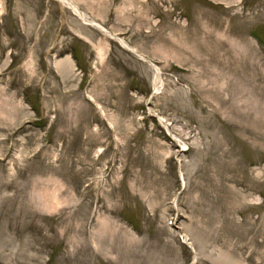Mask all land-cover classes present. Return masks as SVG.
I'll list each match as a JSON object with an SVG mask.
<instances>
[{
	"label": "rangeland",
	"instance_id": "obj_1",
	"mask_svg": "<svg viewBox=\"0 0 264 264\" xmlns=\"http://www.w3.org/2000/svg\"><path fill=\"white\" fill-rule=\"evenodd\" d=\"M74 1L159 73L0 0V264H264V0Z\"/></svg>",
	"mask_w": 264,
	"mask_h": 264
},
{
	"label": "bare ground",
	"instance_id": "obj_2",
	"mask_svg": "<svg viewBox=\"0 0 264 264\" xmlns=\"http://www.w3.org/2000/svg\"><path fill=\"white\" fill-rule=\"evenodd\" d=\"M57 1L60 2V5L62 7L63 6L67 7L69 9H71L74 14H77V16H80V19L83 21V23H87V24H90V25L92 24V26H94L95 28H97L100 31H103V32L105 31L104 33L107 34V29L104 27V25L99 23V22H97L95 19L90 18L88 15H86V13L81 9V7L74 0H57ZM109 34L110 33H108L107 35L112 38L113 36L109 35ZM112 39H115V37H113ZM117 41L120 42V44H122L124 47H125L126 44H128L125 39H124V41H120V40L117 39ZM125 48H127V49L130 48L131 49L132 47H131V45L128 44V46H126ZM132 50H135V48H132ZM137 53H139V52H137ZM142 56H144V55H142ZM147 60L151 63V65L153 66V68L156 71V73H159V67L155 63H153L151 60H149L148 58H147ZM71 63H73V62H71Z\"/></svg>",
	"mask_w": 264,
	"mask_h": 264
},
{
	"label": "water",
	"instance_id": "obj_3",
	"mask_svg": "<svg viewBox=\"0 0 264 264\" xmlns=\"http://www.w3.org/2000/svg\"><path fill=\"white\" fill-rule=\"evenodd\" d=\"M104 29H105V28H104ZM105 30H106V29H105ZM104 32H105V31H104ZM108 33H110L109 35H112L113 37H115V39H118V40H120V41H124V39H123L122 37L118 36L117 34H115V33H113V32H110L109 30H107V34H108ZM113 37H112V38H113ZM126 46H128V44H126L125 47H126ZM129 50H131V51L137 53V51L132 50V48H131V49L129 48ZM137 55H139L142 59L147 60V58H145V57L142 56L141 54L137 53Z\"/></svg>",
	"mask_w": 264,
	"mask_h": 264
}]
</instances>
